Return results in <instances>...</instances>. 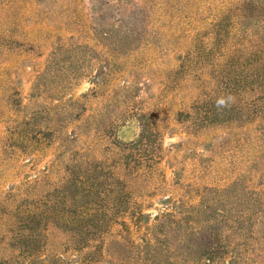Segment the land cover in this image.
<instances>
[{"label": "rangeland", "instance_id": "rangeland-1", "mask_svg": "<svg viewBox=\"0 0 264 264\" xmlns=\"http://www.w3.org/2000/svg\"><path fill=\"white\" fill-rule=\"evenodd\" d=\"M81 155L120 223L174 211L208 264H264V0H0V199L45 208Z\"/></svg>", "mask_w": 264, "mask_h": 264}, {"label": "trees", "instance_id": "trees-1", "mask_svg": "<svg viewBox=\"0 0 264 264\" xmlns=\"http://www.w3.org/2000/svg\"><path fill=\"white\" fill-rule=\"evenodd\" d=\"M84 159V155L77 158L78 164L52 185L56 190L46 203L42 202L45 208L29 198L33 183L0 199V264H98L96 260L106 256L121 264H165L179 257L171 254L174 246L190 250L187 258L179 259L182 264H208L213 260L210 253L204 257L205 249L203 253L194 250L197 241H188L187 237H194L195 231L185 232L183 221L175 218L174 211L157 215L159 222L154 225H145L146 215L134 210L131 221L135 227L120 223L119 215L126 213L123 207L128 187L122 188L124 181L119 176L93 170L91 159L80 162ZM199 209L190 211L200 216L205 210ZM118 223L121 228L113 232ZM168 223L177 229L172 239L165 231ZM48 230L58 231L54 239L45 234ZM136 235L141 241L135 239Z\"/></svg>", "mask_w": 264, "mask_h": 264}, {"label": "clouds", "instance_id": "clouds-1", "mask_svg": "<svg viewBox=\"0 0 264 264\" xmlns=\"http://www.w3.org/2000/svg\"><path fill=\"white\" fill-rule=\"evenodd\" d=\"M217 103H218V104H222V103H223V101H222V100H220V101H218Z\"/></svg>", "mask_w": 264, "mask_h": 264}]
</instances>
